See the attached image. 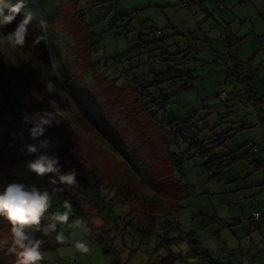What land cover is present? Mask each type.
<instances>
[{
  "label": "rangeland",
  "instance_id": "rangeland-1",
  "mask_svg": "<svg viewBox=\"0 0 264 264\" xmlns=\"http://www.w3.org/2000/svg\"><path fill=\"white\" fill-rule=\"evenodd\" d=\"M182 1L163 8L156 5L165 4L163 0H25L21 12L39 19L50 68L27 41L31 32L37 36L30 26L23 45H11L6 39L9 32L1 29L5 32L0 39V98L3 86L24 101L34 99L33 91L43 96L49 82L54 84L48 95L62 106L83 165L90 170L87 185L97 195V207L90 200L85 207L89 214H84L63 194L50 192V213L63 211L65 203L71 211L68 222L57 228L65 233V242L56 241V232L49 233L41 246V264H264V138L250 142L254 136L252 130L247 132L250 127L233 129L241 119L256 123L259 115L264 130V17L252 11L249 0L243 7L228 5V0L223 7L217 4L221 0H204L206 7L184 6ZM175 5L203 13L188 39L170 27L176 20ZM222 18L231 20V31L238 36L251 25L261 30L252 56L242 49L251 34L239 46L241 59L247 62L242 63L243 77L223 64L238 60L235 51L232 59L217 56L224 39ZM186 47L199 48L195 54L182 52L190 54L184 66L194 76L192 88L171 98L168 81L158 83L157 90L153 79L162 78V70L170 65L162 61V56H169L166 51ZM220 89L228 94L225 101L216 96ZM167 96L171 102L164 109L160 98ZM196 109L197 125L215 124L218 136H225L224 144L210 152V157L226 158V166L213 178L200 158L183 157L192 140L167 133L164 124ZM6 112L0 108V189L18 182L47 190V178H38L25 167L33 158L23 148L32 142L28 132L11 127ZM209 135L203 130L197 137ZM251 144L259 146L260 165L245 156L252 153ZM252 182L261 185L250 186ZM118 186L122 192L115 190ZM127 195L129 199L121 201ZM254 211L259 219L253 217ZM76 220L87 223V233L68 226ZM8 227L0 218V246L6 247L10 239ZM75 240L88 243L89 253L75 251ZM0 264H16V258L2 250Z\"/></svg>",
  "mask_w": 264,
  "mask_h": 264
},
{
  "label": "clouds",
  "instance_id": "clouds-1",
  "mask_svg": "<svg viewBox=\"0 0 264 264\" xmlns=\"http://www.w3.org/2000/svg\"><path fill=\"white\" fill-rule=\"evenodd\" d=\"M24 6L25 0H0V29L16 21ZM32 19L31 14L26 13L12 31L6 34L7 42L23 45ZM53 87L54 84L49 82L43 96L33 91L32 96L38 102H44L47 96L48 107L23 117L24 124L30 126L28 137L32 141L24 144V152L33 157L25 162V167L38 178L46 177L52 185L71 186L78 183V170L75 167L65 168L61 164L60 156L53 150L59 144V139L45 135L48 129L63 121L62 106L58 105L53 96L48 95ZM51 207V193L34 184L12 182L0 189V218L9 226L7 235L10 237L6 247L0 246V251L6 250L7 254L14 255L16 264H41L44 259L41 251L43 240L35 234L56 232V241L64 243L65 233L57 231V228L68 222L71 211L68 203L63 205V211L57 210L54 214L49 212ZM45 220L47 224L42 223ZM68 226L84 233L89 230L84 220H76ZM73 247L83 254L90 251L84 240H75Z\"/></svg>",
  "mask_w": 264,
  "mask_h": 264
},
{
  "label": "trees",
  "instance_id": "trees-1",
  "mask_svg": "<svg viewBox=\"0 0 264 264\" xmlns=\"http://www.w3.org/2000/svg\"><path fill=\"white\" fill-rule=\"evenodd\" d=\"M25 14L26 13L20 12L18 17H23ZM130 15L131 13H127V14H122L120 16L123 19L124 16H130ZM31 16L34 19V25L32 26L30 24L29 26L31 27V30L36 31L37 36L34 37V34L31 32L30 35L32 38L29 36L30 38L28 37L27 41L28 42L32 41V43L34 44V48L37 51L36 53L40 54L41 58L44 60L48 68H50V65H49L50 61L48 58V51L46 48L45 39H44V35L42 32V26L40 25L39 19H37L33 15ZM33 19H32V23H33ZM18 22L19 20L16 18V21H14L11 25H8V27L12 26L11 28H8L7 30L5 29L6 27L5 26L3 29L5 31L11 32L12 29L15 27L16 23ZM4 32H2L0 29V39L4 38V35H3ZM159 39L161 40L162 37H160ZM231 40H232L231 33L228 31V35H226V49L222 54L223 56H228L231 52H234L233 51L234 43ZM141 44L145 45L146 42L142 41ZM141 44H138V46ZM166 52L168 53V51ZM178 52L182 53L183 51L180 50ZM164 53L165 52L161 54H164ZM154 55L156 56V54ZM232 57L233 55L231 56V58ZM37 59H39V57ZM167 60L168 61L178 60V61L174 62V64L170 61V65H168L166 69L162 70L165 73V75L162 76V78L155 77L153 79V84L155 85V87H157V90H158L159 88L158 83L163 82L165 80L168 81L169 88L172 91V94H171V98H172L174 95H176L180 91L183 92L185 90L191 89L192 85L190 84V81L192 80V78H194V76L190 74V71H191L190 69H187L185 67L183 68L177 67L178 64H184V62L187 63L186 60H189L188 55L186 53L183 55H179L177 57H173V58H170L169 56L168 57L162 56V61L164 63ZM228 67L232 69L234 73L237 72L238 75L240 74L243 77V74H242L243 71H242V68L239 67V65L233 64V66H227V68ZM14 70L15 69L13 68L12 73L15 72ZM159 73L160 71L154 72V75H158ZM2 89H3L2 94L3 93L5 94L0 98V108H3V110L7 111L6 114L9 116L8 123L10 124L11 127H14L16 130L22 129L23 131L28 132V128L30 126L24 124L23 122L24 115L31 114L43 108H47L48 107L47 101L38 102L35 99H27L24 101H18L12 91L7 92L4 86L2 87ZM222 91L223 90H221L218 93V96L221 101H225L228 94L225 93L224 97L222 98L220 96V93ZM160 101L164 109L166 108V105L171 102L169 96L161 97ZM153 102L156 103L157 99H153ZM7 105H9V107ZM207 107H210L209 108L210 110H214L213 106H207ZM209 113H212V111H210ZM197 115L198 113L196 109V110H193L191 113L183 116L182 118H174L171 120H165L164 124L166 126L167 133L176 132V135H183V136L185 135V141L192 140L190 143V146L187 149H185V151L183 152L184 154H188V155L183 156V157L189 158V157L194 156V157L200 158L202 160L203 165L206 167V169L211 170L210 178H213L219 175V173L223 169L222 167L226 164L225 163L226 158L224 155L210 157V152L219 143L224 144L223 140L225 136L223 138L218 136L219 133L217 132L216 128H214L215 124H211L213 125L212 128H210V125L208 123H205V125H202V126L197 125V123L195 122L196 120H199V118H197ZM202 118L204 117L201 116L200 119ZM62 120L63 121L59 125H55L52 128L48 129L45 135L59 139V144L54 146L53 150L60 156V162L61 164L65 165V168L75 167L78 170V183L71 185V186L52 185L50 183V187L47 188V190H49V192L54 191L57 194H63L65 199H68L76 207L78 212L89 214L87 213L88 211L85 210V207H89L90 200L93 201L96 207L98 205L95 189L88 186L86 182V177L90 170H86L85 169L86 167L83 165L84 163L83 154L81 152V148L78 142L74 139V133L72 131L71 125L69 124L67 120H65L64 117H62ZM203 130H205V132L211 133V135L204 137L202 139H198L197 136L199 132L201 133ZM226 131H224L223 133H225ZM205 145H209V146L205 147ZM252 145H256V144H251V147ZM248 155L253 157V153H250L247 151L245 156H248ZM252 159H253L252 161L257 165H260L263 160L261 158L259 161H256L254 157ZM66 161L68 162L67 164H65ZM173 164H176V163L173 162ZM115 190L117 192L119 191L122 192V189L119 186L116 187ZM127 199H129L128 195L121 198V201H124ZM47 222L48 221L45 220L42 223L47 224ZM88 223H91V222L88 220ZM48 234L39 232V233H36L35 235L38 238H41L44 243L45 240L47 239L46 236H48Z\"/></svg>",
  "mask_w": 264,
  "mask_h": 264
},
{
  "label": "crops",
  "instance_id": "crops-1",
  "mask_svg": "<svg viewBox=\"0 0 264 264\" xmlns=\"http://www.w3.org/2000/svg\"><path fill=\"white\" fill-rule=\"evenodd\" d=\"M165 2V4L163 5H160V4H156V5H159L163 8H167V7H171L173 4V1H177V0H163ZM218 1V0H216ZM223 5H225L226 3V0H221ZM230 2V4L228 5H232V6H236L237 4H239L238 6L239 7H243V4H244V0H228ZM251 2H253L252 4V11L254 13H256L257 15L261 17H264V0H249ZM182 2H185V5L187 6L188 3H191V5H193V7H196L197 4H199L201 7H206L204 6V0H184ZM179 4V3H178ZM184 5V6H185ZM154 6V5H153ZM159 6H155V7H159ZM175 8V18L176 20L174 19V22L171 21L172 23L174 24H171V28L173 29L176 28L178 30V34H180L183 38H190V34L193 33V27L196 25L197 21H198V18L201 17L203 15V13H200L199 15H196L198 12H194V14L192 13L191 9H189L188 7H183V6H180V5H175L174 6ZM224 9L225 11L228 9V7H225L224 6ZM137 10V8H134V9H130L128 12H125L124 11V14H127V13H133ZM225 19H231V18H228L227 15L224 16ZM224 18H222L220 20V23L223 25V28H224V39L222 41V45L220 47H218V55L217 56H220L221 55V58H224L226 56H223V52L225 51L226 49V35H228V31L231 33V38L234 43V46H233V51H235V55L237 57L238 60H236V62L234 64H237L239 65V67L242 68L243 71H245V68L243 67L242 63H244L246 65L247 62H245L244 59H241L242 56H240V52H239V46L240 44L245 40V38L251 34V37L249 38V42L244 44L242 46V49L244 52H247L250 50V54L251 53H256V45H254V41L256 40V36L261 33V30H258L256 29L254 26H250V29L249 31L245 32L242 36H238L235 35L234 31H231V20L227 21V20H224ZM245 19V16L242 18L241 22ZM173 26V27H172ZM243 26V24H241V27ZM226 27V28H225ZM230 35V34H229ZM260 37V36H259ZM194 39H197V37H193ZM200 39V38H199ZM228 40V39H227ZM259 42V40H258ZM260 46V45H259ZM209 48L211 50H216V48L214 46H211L209 45ZM189 50L190 51H193L194 54L199 51V48L197 47H186V48H181L179 49L178 51H183V50ZM237 49V51H236ZM178 51H175V52H168L169 53V57L170 58H173V57H177L179 55H183L182 53L178 52ZM189 52L186 54L188 55L189 57ZM233 55L234 57V52H231L228 57L229 59H232L231 56ZM253 54H251L250 56H252ZM240 57V58H238ZM193 59H196V56H194ZM197 60V59H196ZM173 64L174 62L178 61V60H170ZM189 61V60H188ZM187 61V62H188ZM205 62V63H208L210 61H206V60H203L202 63ZM220 64L219 61H216L215 64ZM186 64V62H184V64H178L177 67L179 68H183L185 67L184 65ZM223 64L227 66H233V64H228V61H225L223 62ZM186 68V67H185ZM229 68V67H228ZM227 68V69H228ZM191 70V69H190ZM190 84H191V81H190ZM249 88L250 90H252L254 93H256L255 91V87H253L250 83H249ZM223 90V89H220L217 91L216 93V96L218 95V93ZM257 100V98H256ZM262 105V104H261ZM263 107V105H262ZM261 107V111H264L262 110L263 108ZM255 119H256V123H253V122H249V121H244L242 122V119L240 120V125H238L237 127H234L233 129L235 130V132L237 130H241V129H244V128H247V127H250L247 129V132L250 130L253 131L252 135L254 136H250L251 138L248 140L250 142H253L254 139H257L260 140V139H263L264 138V130L262 129V125H261V122H260V117L259 115H256L255 116ZM264 119V118H263ZM260 122V124H258ZM260 137V138H259ZM257 145V144H256ZM259 147V146H258ZM262 155V153H261ZM255 168H258V167H255ZM218 176V175H217ZM261 185L260 182H252V184L250 186H255V187H259ZM254 213V212H253ZM259 213V212H258ZM254 217V216H253ZM258 219L260 218V214L259 216L257 217ZM262 227H264V224H261Z\"/></svg>",
  "mask_w": 264,
  "mask_h": 264
},
{
  "label": "built area",
  "instance_id": "built-area-1",
  "mask_svg": "<svg viewBox=\"0 0 264 264\" xmlns=\"http://www.w3.org/2000/svg\"><path fill=\"white\" fill-rule=\"evenodd\" d=\"M182 4L185 5V2H182ZM217 4H218L219 7H223V4L221 3V1H218ZM162 45L165 46V43L162 42ZM224 95H225V92L222 91V92L220 93V96L223 98ZM251 150H252V153H253V157H254V159H255L256 161H259V160L262 158V157H261L260 150H259V147H258L257 145H252ZM253 216H254L255 218H257V217L259 216L258 211H254ZM248 264H254V263H248Z\"/></svg>",
  "mask_w": 264,
  "mask_h": 264
}]
</instances>
